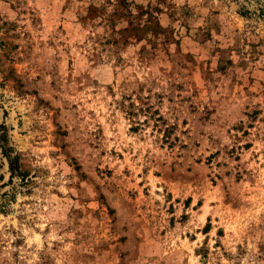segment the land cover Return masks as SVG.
Returning <instances> with one entry per match:
<instances>
[{"label":"rangeland","instance_id":"obj_1","mask_svg":"<svg viewBox=\"0 0 264 264\" xmlns=\"http://www.w3.org/2000/svg\"><path fill=\"white\" fill-rule=\"evenodd\" d=\"M1 146L0 264H264V0H0Z\"/></svg>","mask_w":264,"mask_h":264},{"label":"trees","instance_id":"obj_2","mask_svg":"<svg viewBox=\"0 0 264 264\" xmlns=\"http://www.w3.org/2000/svg\"><path fill=\"white\" fill-rule=\"evenodd\" d=\"M126 113L129 115V116H132V117H135L137 115V111H135V107H134V103L132 101H129L128 105L126 106ZM151 108L150 105H147L146 108H138L139 111H142V112H147L149 109ZM153 114H158L157 111H153L152 112ZM161 117L158 116L156 118V120H160ZM136 122V125L135 126H132L131 129L132 131H136V129L138 128V125H140V122L139 121H135ZM2 128V127H1ZM3 130H5L4 128H2ZM166 133V134H165ZM169 130L166 128L164 129V136H165V139L169 138ZM3 136V135H1ZM1 154L3 157H5L8 161V164H9V167H11L10 170H12V167L14 168V170L18 173V175L20 176L21 180L24 181V179L26 178L27 174L23 171H19V167H20V163H19V156L18 155H14L13 157H11L10 155H8L7 151H9L10 153L13 151V149H11L10 147H7V146H1ZM3 212V211H1Z\"/></svg>","mask_w":264,"mask_h":264}]
</instances>
